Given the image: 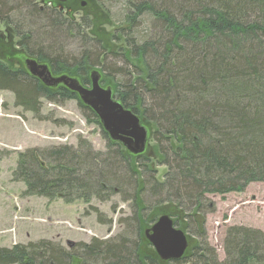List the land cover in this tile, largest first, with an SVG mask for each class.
Masks as SVG:
<instances>
[{"label":"trees","instance_id":"1","mask_svg":"<svg viewBox=\"0 0 264 264\" xmlns=\"http://www.w3.org/2000/svg\"><path fill=\"white\" fill-rule=\"evenodd\" d=\"M97 1L103 8L123 2L112 37L118 50L89 35L90 19L74 21L36 0H0V24L55 78L90 87L91 74L102 73L101 85L151 130L148 151L130 154L110 140L76 93L47 86L2 57L0 90L12 92L16 105L35 116L44 100L77 101L107 139L104 152L80 138L77 147L21 154L14 180L25 184L24 195L89 203L127 194L129 234L71 250L47 241L0 247V264H264L261 231L229 227L220 261L200 224L214 210L208 195L264 183V0ZM71 39L80 41L79 55L66 51ZM165 213L188 240H197L178 261L164 262L144 246L146 229Z\"/></svg>","mask_w":264,"mask_h":264},{"label":"rangeland","instance_id":"2","mask_svg":"<svg viewBox=\"0 0 264 264\" xmlns=\"http://www.w3.org/2000/svg\"><path fill=\"white\" fill-rule=\"evenodd\" d=\"M36 2L57 9L74 21L83 17L90 19L92 26L89 35L98 38L112 50L119 49L120 45L112 37L123 18V2L106 3L105 9L97 0ZM0 32L3 36L0 39V57L29 72L27 61L31 58L15 46L13 34L4 25L0 24ZM66 47L67 52L75 55H79L82 50L78 39L69 40ZM100 76L103 74L100 73ZM151 134L149 130L146 151L153 144ZM80 138L89 142L94 151H106L107 139L101 127L88 122L77 101L56 104L44 100L40 114L35 116L16 105L12 92L0 90V247L12 248L15 245L47 241L71 250L79 244H89L93 239L111 240L129 234L133 208L127 194L126 198L117 194L106 201L92 198L89 203L83 200L66 203L62 199L50 201L44 197L25 196V184L14 180L20 155L27 150L77 147ZM164 172L165 169H160V179ZM207 198L214 204V210L201 218L200 224L207 232L209 243L216 249L220 261L226 258L225 237L229 227L242 226L264 234L263 182L251 183L241 193L211 194ZM163 216L170 217L165 213L159 218ZM189 238L191 247L197 240L195 237ZM150 245L145 236L144 246ZM152 250L156 253L153 247ZM146 251L152 253L148 248Z\"/></svg>","mask_w":264,"mask_h":264},{"label":"water","instance_id":"3","mask_svg":"<svg viewBox=\"0 0 264 264\" xmlns=\"http://www.w3.org/2000/svg\"><path fill=\"white\" fill-rule=\"evenodd\" d=\"M27 66L30 74L41 79L47 86L63 85L76 93L81 103L97 115L103 131L112 142L119 143L132 155L145 153L149 129L142 124L137 115L114 98L111 88H104L101 85L100 73L94 71L90 76L91 86L84 87L79 81L68 76L53 77L47 65H39L36 60H28ZM145 236L164 262L182 259L189 247L187 236L174 227L169 216L159 218L145 231Z\"/></svg>","mask_w":264,"mask_h":264},{"label":"bare ground","instance_id":"4","mask_svg":"<svg viewBox=\"0 0 264 264\" xmlns=\"http://www.w3.org/2000/svg\"><path fill=\"white\" fill-rule=\"evenodd\" d=\"M99 73V72H98ZM91 81V80H90ZM157 127V126H156ZM148 128V127H147ZM156 132V131H155Z\"/></svg>","mask_w":264,"mask_h":264}]
</instances>
